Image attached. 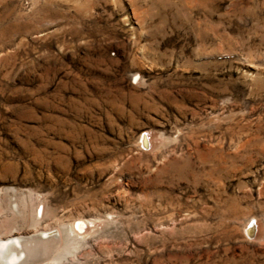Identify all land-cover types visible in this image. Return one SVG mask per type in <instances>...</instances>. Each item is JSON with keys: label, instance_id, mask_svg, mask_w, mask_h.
Returning <instances> with one entry per match:
<instances>
[{"label": "rangeland", "instance_id": "rangeland-1", "mask_svg": "<svg viewBox=\"0 0 264 264\" xmlns=\"http://www.w3.org/2000/svg\"><path fill=\"white\" fill-rule=\"evenodd\" d=\"M10 237L18 264H264V0H0Z\"/></svg>", "mask_w": 264, "mask_h": 264}, {"label": "bare ground", "instance_id": "bare-ground-1", "mask_svg": "<svg viewBox=\"0 0 264 264\" xmlns=\"http://www.w3.org/2000/svg\"><path fill=\"white\" fill-rule=\"evenodd\" d=\"M147 138H146V141H147ZM142 140L145 141V134L143 135ZM145 145H146V143H145ZM78 222H79L78 226H79L80 232H82L84 230V226H85L84 222H82V221H78ZM250 230L251 229H249V231ZM55 234H53V235H55ZM39 236L41 239H47V237H49V234L46 232H43V233L39 234ZM25 247H26V244L24 245V241L20 237H10V238H7L6 240H3V241L1 240L0 241V255L2 256V260L4 262H6L7 264H15V263L18 264L17 262H19L22 258L20 256V254L21 253L23 255L26 254Z\"/></svg>", "mask_w": 264, "mask_h": 264}]
</instances>
